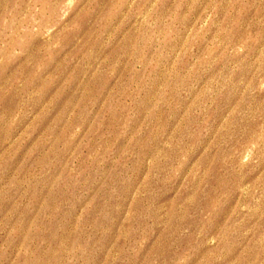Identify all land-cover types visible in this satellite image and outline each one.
<instances>
[{
    "label": "rangeland",
    "instance_id": "1",
    "mask_svg": "<svg viewBox=\"0 0 264 264\" xmlns=\"http://www.w3.org/2000/svg\"><path fill=\"white\" fill-rule=\"evenodd\" d=\"M0 264H264V0H0Z\"/></svg>",
    "mask_w": 264,
    "mask_h": 264
}]
</instances>
